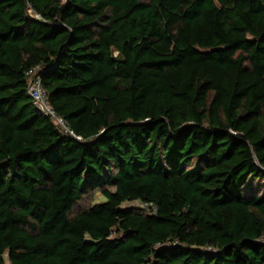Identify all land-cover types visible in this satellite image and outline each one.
Masks as SVG:
<instances>
[{
    "label": "trees",
    "instance_id": "16d2710c",
    "mask_svg": "<svg viewBox=\"0 0 264 264\" xmlns=\"http://www.w3.org/2000/svg\"><path fill=\"white\" fill-rule=\"evenodd\" d=\"M6 260L264 264V0H0Z\"/></svg>",
    "mask_w": 264,
    "mask_h": 264
},
{
    "label": "built area",
    "instance_id": "2783aa9c",
    "mask_svg": "<svg viewBox=\"0 0 264 264\" xmlns=\"http://www.w3.org/2000/svg\"><path fill=\"white\" fill-rule=\"evenodd\" d=\"M38 68L31 70L28 80V92L33 100L35 107L45 116L49 117L53 123L60 127L65 133L74 135L73 131L64 120V118L59 115L49 101V93L41 84L40 78L36 75ZM78 140L81 136L74 135Z\"/></svg>",
    "mask_w": 264,
    "mask_h": 264
},
{
    "label": "rangeland",
    "instance_id": "374dc122",
    "mask_svg": "<svg viewBox=\"0 0 264 264\" xmlns=\"http://www.w3.org/2000/svg\"><path fill=\"white\" fill-rule=\"evenodd\" d=\"M65 1V0H62ZM111 190H114V187H110ZM105 201V198L103 196V194L100 191H92L89 192L87 194H85L83 196V198L76 202L74 207H73V211H79L82 210L86 207H88L89 205L93 204V203H98V202H102ZM123 206H136V207H145L144 204L138 202V201H133V202H125L123 203ZM6 264H10L8 260H6Z\"/></svg>",
    "mask_w": 264,
    "mask_h": 264
}]
</instances>
